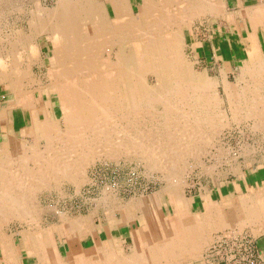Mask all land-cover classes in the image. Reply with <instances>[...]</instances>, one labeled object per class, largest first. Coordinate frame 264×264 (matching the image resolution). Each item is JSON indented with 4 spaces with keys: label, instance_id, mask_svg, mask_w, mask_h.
<instances>
[{
    "label": "rangeland",
    "instance_id": "obj_1",
    "mask_svg": "<svg viewBox=\"0 0 264 264\" xmlns=\"http://www.w3.org/2000/svg\"><path fill=\"white\" fill-rule=\"evenodd\" d=\"M38 1L39 4L37 5H41V8H45L48 11L55 6L56 2V0ZM35 2L36 0H0V49L4 51V53L3 51L2 53L8 58V60H5L7 61V64H10L9 66L13 70L12 72H9L10 68L8 67L6 78L0 76V107L5 104V101L13 103L15 106L17 105V102H15L17 99L19 102L18 105L23 106L25 110H27L25 113H29V115H26V117L29 118L27 120V126L21 134L13 137H0V164L2 166L4 165L0 171V183L2 182L1 178L3 179L4 177L8 178L9 181H7L9 184L10 182L15 183L13 180H16L17 173L14 171L12 165L8 164V158L10 157H7L10 155L8 153L9 150H11V144L15 142H21L24 144V148L26 150L29 149L28 151L34 147L38 149L39 152H42V155L47 151L46 154L42 156V158L44 157L43 159L47 157L48 159L53 160V158H55L57 162L60 159L61 161L65 159L68 160L69 163L74 161L73 163L75 164L72 163V165H74V168L77 167L75 170L79 173V177H82L79 178L81 179L79 181L82 182L78 183L77 181L78 184L74 182V185L73 181L66 180V178H62V180L51 179L52 181L49 180L50 183L49 181H46V183H48L47 185L46 183H43L44 186L41 183L37 184L36 181L28 180L35 187L38 186V188H40L38 190L36 187V191V188L33 186L30 190L32 193V189L35 188V192L33 191L34 194L32 193L33 195L31 196L33 197L32 208L35 210L32 209L30 212H38H33L35 214H32V216H36L34 217L35 220L34 218L33 220L37 222L32 221V216L29 218V215L31 214H28L21 220L19 217L16 218L17 216H15V214L10 219L12 214L8 212L0 213V238L8 237L9 240L13 242V246L17 250L14 252V256L17 259L16 262L18 264H37L35 254L40 247L39 238L42 239V237L48 236L46 244H49V246L51 245L53 249L56 245H59V250L65 257L68 250V236L75 235L76 240L83 238V236H87L84 241V246L89 247L93 245L91 234H96V232L99 233L102 246H106L105 249L107 248V253L111 250L114 251L115 249V253H119L120 257H127L131 252L130 247L133 244L134 239L140 234L139 237L143 234H149V232H152L153 230L157 235L162 234V231L168 235L171 233L172 221H175L172 220L173 211L171 209L169 195L171 187L176 184V180H179V182L181 181V183H178L177 188L183 199L186 200L185 202L188 206L187 210L191 216L203 211L202 203L204 198L207 197L215 202L218 207L224 208V211L230 210L226 216L229 223L232 224L230 226L228 225V227L225 226L217 229H210L212 230L211 238H209L210 242L205 247L206 249L201 251L200 256L197 257L198 259L194 258L187 260L182 262V264H234L235 259H231L232 257L230 255L237 250V244L240 242L241 238L245 236L254 240L258 251L261 253L262 250L258 246V241L264 236V226L258 224H252V226H249L251 223L247 222L250 220L245 218L244 223L246 222V224L243 227L241 226V230L239 229L240 226H238L236 220H234L233 214L236 211L239 212V209H237L239 208L238 205L244 198L247 199V203H252L257 197L264 195V131L258 126L252 124L254 123L253 117L256 116V113H258L260 109V112L264 111V108H262L264 107V43L263 51H261L260 54L261 59L252 63L249 61V58L235 61H228L227 59L219 58L218 61H214V59L210 58V54L208 55L207 52H204L199 46L201 41L206 42L209 39V32L212 33V19H203V21H205L203 25L198 23L199 21L197 19L189 21L190 25H188L189 22L187 20V23H185V21H180V25L174 20H169L166 24L167 26H165L166 28L164 27L162 29V37L161 35H155V32H150V30L154 31L155 29L150 25L151 19H148L149 26L151 27H147L149 29L148 34H154V36H152V38L148 37L147 40H155V42L157 41L158 43H151V48H147L150 49V52L148 53L150 58L147 57L148 59L145 60V63H142L141 65L134 63L136 65L133 67L125 66L124 68V64L126 65L127 63L125 62V60H127L126 57H129L128 55L130 52L131 54L133 53V46L131 43H136L137 39L133 40L131 38V43L128 45L124 41L120 47H113L115 56H113L112 59L114 60L116 58V54H118L119 59L121 56L122 61H120L121 65H123L121 69H124V73L121 70L122 74L115 83L117 86H114L119 95V103L116 102L114 106L110 108L113 113L110 111V117L108 119V122L110 123L106 124L109 133L107 132V135L99 134L93 136L90 131H86L83 134V140L81 142L73 141L70 143V141H65L67 135L66 131L69 129L68 125L63 121L59 99L61 93L56 86H54L55 79L49 77L51 76L52 69H50V59L48 58L53 56L54 47L52 48V45H55V43L51 37V33L46 34V32L42 31L36 32L35 27L32 25L34 21L36 22L35 18L38 17L36 14L37 12L34 11L37 6ZM155 2H158V6L165 3V0H162V2L161 0H155ZM130 3L132 12L135 15L140 0H130ZM106 6L109 15L112 16L113 11L111 4L106 2ZM166 14L170 15V11ZM207 24L209 27H205ZM180 27L183 28L181 29ZM11 28L12 30L14 28H22L21 33H23V35H21V39L23 40L22 43L24 42V49H19V47L16 48L13 44L9 43V41H6V33L12 32ZM175 28H177V30H173ZM208 28L210 31H208ZM167 37H173L175 40L174 46L176 51L174 50V46L172 49H168V44L166 45L168 48L165 46L163 39H167ZM161 40L163 44L161 43ZM3 45H5L4 47H8V52L5 51ZM141 46L144 48L142 44ZM25 48L27 49L25 50ZM139 48L140 46L138 49ZM164 48H167L168 51L165 53L166 55L164 54V56H162ZM17 52L19 53L17 54ZM104 53V57L107 58V51ZM28 56L30 58H28ZM159 56L161 57L157 60L155 57ZM20 57L21 61L18 60ZM28 60H30V62ZM247 64L248 66L246 67ZM247 68L249 70H247ZM17 69L21 71L18 75L15 73V71H18ZM25 71L28 75H26ZM247 71L250 74L249 76H247ZM106 75H108V73ZM6 79H9V84L6 82ZM24 80L26 81L24 82ZM29 80H31L32 83ZM226 86L229 87L228 90L226 89ZM240 87L242 91L239 90ZM16 93L18 94V98ZM142 95H144L145 98H143ZM237 95L239 98L236 99L238 100L233 98L237 97ZM22 99L27 100H25L26 102L24 103ZM145 99L148 101L145 102ZM242 101L244 102L242 103ZM28 102H30V105H28ZM23 103L25 105L27 104L29 107L27 105H22ZM128 103H130L131 107L128 106ZM209 104H211L212 107ZM247 105L249 106L247 107ZM139 106H142L143 108L141 107L142 109H140ZM33 108H36L37 112H34ZM206 108H209L208 110H210V112L206 110ZM123 109L124 112H122ZM229 109L231 111H229ZM45 110L48 111V118L50 121L53 122V124L57 123L56 125L54 124L55 129L52 131V136H54L55 133L56 134L50 141H47L45 138L46 133H42L39 125L41 123L43 124L46 120L49 121V119H46L47 116L43 113ZM198 111L199 113H197ZM202 111L204 112V115L201 114L203 113ZM243 111L246 112L244 113ZM180 112L182 113L180 114ZM106 114L108 115V112ZM244 114L246 117H244ZM233 116H235L234 119L232 118ZM201 119V124H199L197 120ZM210 121L211 124H209ZM195 123L196 125H194ZM64 127L68 130H65ZM122 127L124 128L122 129ZM209 127H212L211 130ZM127 128H129V130ZM194 128L195 130L193 131ZM37 129H39V131ZM197 129L199 131H197ZM120 130L121 132L122 130L124 131L122 132L123 134H119ZM58 132L63 139L60 135H57ZM114 132L117 135L114 134ZM209 133L212 134L213 137L210 136ZM115 137L118 138L116 139ZM120 137H122V140ZM9 138L12 139L10 140ZM56 138H58L59 141ZM125 138L130 140L126 141ZM8 142L11 144L7 145ZM59 142H61V146L63 147L60 146ZM48 143L52 145H49ZM118 143L122 144L120 145ZM127 143L128 145H126ZM129 143H131V145ZM144 143L146 144L147 149L138 146L139 144ZM81 144H83L84 147H82ZM86 144L89 146H86ZM177 145L185 146L186 150L190 149L191 151L189 152L187 150L188 152L186 151L182 158L180 156L175 157L171 155L170 156L173 158L169 156H161L162 153L165 152L169 155L177 151V149H179V147H176ZM187 145H191L190 148H186ZM198 145L200 146L198 147ZM58 146L61 149L63 148L62 151L64 150L65 152H62ZM107 146H109L111 150L108 149L109 147ZM148 146L150 147L148 148ZM3 148L7 149L6 152ZM64 148H68L69 150ZM191 148H195L194 150H196L197 153L195 154V151ZM145 149L151 150L153 154L150 156L145 155L147 154L145 153ZM55 151H57V153H55ZM70 152L74 153L70 156ZM91 153L93 155L96 154L97 156H93ZM113 153L117 155L113 156ZM4 154L7 155L5 156ZM55 154L57 157L58 154L60 155L57 158ZM72 157L74 158L72 159ZM83 158H85L84 161ZM161 159L178 161L176 171H173L172 169L170 172L167 169V171L162 169V167L159 166L160 164H157ZM40 161H42V159H40ZM76 161H78L79 164ZM154 162H156V165ZM41 163L43 164L44 162H37V164H35L33 161H29L27 163V168L32 169L36 165L33 168L36 169L41 166ZM43 166L45 167L46 165ZM79 167H82L83 169H80ZM159 167L161 168L159 169ZM11 170L14 171L12 172V175L10 172ZM23 173L27 175L24 170ZM171 173H174L173 177L171 176ZM83 174H85V177ZM175 174H179L177 175L178 179ZM10 175L14 179L10 177ZM49 175L51 176L52 174ZM9 178H12V181ZM28 181H26V183L30 184ZM183 181L185 183H182ZM171 182L172 184H169ZM256 193H258V196ZM253 194L254 197H249L253 196ZM234 203L237 204L234 206ZM61 212L63 213L61 214ZM63 215L66 218H64ZM157 216L159 219L161 217L164 221H168L171 224L165 222L164 227L163 225L160 226L159 223L156 225L154 220ZM168 217H172L171 220H169L170 218ZM28 219L29 221H27ZM69 219L84 220L85 227L80 232L71 234L72 232L69 230L70 228L68 225L69 222H74V220ZM231 220L233 221L231 222ZM66 222L68 225H63ZM225 230L230 232H224ZM222 231L224 233H222ZM22 236L25 237V242L27 243L26 245L28 248L20 246V242L23 238ZM60 239L63 242V245H60V243L62 244ZM215 239L219 240L216 241ZM109 244L114 245V248L109 247ZM171 258L172 257L170 256L162 258L160 259V262L161 264H176V259ZM0 264H5L1 249Z\"/></svg>",
    "mask_w": 264,
    "mask_h": 264
},
{
    "label": "bare ground",
    "instance_id": "obj_2",
    "mask_svg": "<svg viewBox=\"0 0 264 264\" xmlns=\"http://www.w3.org/2000/svg\"><path fill=\"white\" fill-rule=\"evenodd\" d=\"M32 1H34V0H32ZM38 2L39 1L36 0V2H35L36 5L39 4ZM106 2H109L111 4L112 11H113L112 16H110L109 13H108ZM161 2H162V0H161ZM157 3L155 2V0H140V4L137 7V13L135 15L132 12V9H131L132 7H131L130 0H56L55 6L50 8L49 11L47 9H45V8H41L42 7L41 5H37L35 7L34 11L37 12L36 14H37L38 17L35 18L36 22L34 21L33 23L32 22H30V23H32L33 27H35L36 32L42 31V32H46V34L47 33H51V37H52V39H53V41L55 43V45H52V48L54 47L53 56L51 55L52 57L48 58V59H50L49 60L50 67H51L50 69H52L51 76H49V77H51V78L53 77V79H55V81H54L55 85L54 86H56V88L61 93L59 95V99H60V107L62 109V114H63V121H65V123L68 125V129H69V130L65 129V127H64L65 130H68V131H66L67 135H66L65 141L66 140L70 141V143L73 142V141L81 142L83 140V138H82L83 134L86 131H90L93 136H97L99 134L107 135V132L109 130H108V128H106V124L110 123V122H108V119L110 117V111H111L110 108H112L116 102L119 103V95L117 93V89L115 90L114 86H117V85H115V83H116L117 79L121 76V74H122L121 73V70H122L121 68L123 67V65H121V61H122L121 56H120V59H119L118 54H116V58H115L116 60L112 59V57L115 56V52L113 50L114 46L120 47L122 45V43H124V41L128 45L129 43H131L130 41L132 39L133 40L137 39L136 43L135 42H134V44L131 43L132 46H133V53L131 54V52H130L129 55H128L129 57H126L127 60H125V62H127V63H126V65L124 64V68H125V66L133 67L134 65H136L134 63H138L139 65H141L142 63H145V60L148 59L147 57H149L148 53L150 52V49H147V48H151V46H150L151 43H153V44L158 43L157 41L155 42V40H153V41L150 40L149 41V40H147V38L148 37L152 38V36H154V34L157 35V36H160L163 33L162 29L165 26H167L166 24H167V22L169 20H174L177 24L179 23V25H180V21L181 22L185 21V23H187V21L189 22L192 19H197L199 21V22L198 21L197 22L201 23L203 25V23L205 22V21H203V19H205L207 17L206 14L209 13L210 11L212 12L215 9V7L212 5V2L210 0H165V3H163V4L161 3L162 5H158V6H157ZM165 9H166V12H165ZM169 11H170V15L166 14ZM212 16H213V14H212ZM33 19H34V17H33ZM148 19L149 20L151 19L150 20V25L153 26V28L155 29L154 31L150 30V32L151 31H152V33L155 32L154 34H148V30H149L147 28L149 26V20ZM177 21H179V22H177ZM188 25H190V22L188 23ZM31 29H29V30H31ZM11 30H12V28H11ZM173 30H177V28H175ZM179 31H181V30H179ZM21 32H22V28H17V29L14 28L12 30V32L6 33L7 34L6 35V37H7L6 41L7 42L9 41V43L13 44L16 48L19 47V49H21V48L24 49V44H23L24 42L22 43L23 40L21 39V35H23V33H21ZM161 37H162V35H161ZM163 41L165 43V46L168 44L169 48L166 46L168 49H172L173 48L174 43H175L174 42L175 40L173 39V37H167V39H163ZM161 43H162V40H161ZM141 44L144 46V48L141 46ZM4 46L5 45H3V47ZM139 46H140V48L138 49ZM4 48H5V51L8 52V47H4ZM167 48H164V52H163L162 56H164V54L168 51ZM26 49L27 48H25V50ZM175 49L176 48L174 46V50ZM2 51L3 50L0 49V66H1L0 67V76L6 78V74L8 72L7 69H8V67L10 68V66H9L10 64H7V61L5 59L8 60V58L6 56H4V54H3L4 51H3V53H2ZM16 51H17V49H16ZM105 51H107V58L104 57V54H105L104 52ZM151 52H153V51H151ZM18 53L19 52H17V54ZM260 54H261V51L257 50L254 46H252L250 51H249V61L252 63V62H254L256 60L261 59V55ZM132 55H133V57H132ZM155 56H157V55H155ZM160 57L161 56L155 57V58L157 60H159ZM28 58H30V57L28 56ZM18 60L21 61V57ZM33 60H35V59H33ZM131 60H132L133 64H132ZM28 61L30 62V60H28ZM261 62H262V60H261ZM28 66H30V65H28ZM247 66H248V64L246 65V67ZM247 70H249V69L247 68ZM12 71L13 70L10 68L9 72H12ZM22 71H24V70H22ZM29 71H30V69H29ZM29 71H27V72H29ZM20 72H21L20 70L15 71V73H17V75ZM25 73H26V71H25ZM107 73H108V75H106ZM123 73H124V71H123ZM246 73H248V71ZM26 75H28V74L26 73ZM249 75L250 74L248 73L247 76H249ZM27 79H30V78H27ZM8 80L6 82H8ZM25 81L26 80H24V82ZM29 81H31V80H29ZM17 82H18V80H17ZM31 83H32V81H31ZM8 84H9V82H8ZM23 84H25V83H23ZM25 86H27V85H25ZM18 88H19V86H18ZM196 89H197V87H196ZM226 89L228 90L229 87L226 86ZM11 90H12V88H11ZM232 90H233V88H232ZM239 90L242 91L241 87L239 88ZM248 91H249V89H248ZM234 93H235V91H234ZM13 94H14V92H13ZM245 94H248V93H245ZM197 95H198V93H197ZM261 95H263V94H261ZM16 96L18 98V94L17 93H16ZM142 96H143V98H145L144 95H142ZM193 96H195V95H193ZM241 97H242V93H241ZM128 98L130 99L129 96H128ZM136 98H137V96H136ZM197 98H199V97H197ZM233 98L236 99V98H239V97L237 95V97H233ZM148 99H149V97H148ZM250 99H251V97H250ZM22 100L25 103L26 102L25 100H27V99H22ZM172 100H173V98H172ZM236 100H238V99H236ZM144 101L146 102L148 100L145 99ZM170 101H171V99H170ZM244 101H242V103ZM255 101H257V100H255ZM15 102H17V104L19 103L17 101V99L15 100ZM30 102H28L29 103L28 105H30ZM179 102H181V101H179ZM24 103L22 105H25ZM229 103H230V100H229ZM128 104H129L128 106H130V103H128ZM165 104H167V103H165ZM170 104H172V103H170ZM142 105H143V103H142ZM209 105L211 106V104H209ZM263 105H264V103H263ZM192 106H193V104H192ZM248 106L249 105H247V107ZM256 106H257V103H256ZM141 107H140V109L143 108V107L142 108ZM245 107H246V105H245ZM123 108H124V106H123ZM150 108H151V106H150ZM164 108H165V106H164ZM252 108H253V106H252ZM262 108H264V107H262ZM137 109H138V107H137ZM208 109L206 108V110H208ZM237 109H238V107H237ZM33 110H34V112L37 111L36 108H33ZM202 110H205V109H202ZM233 110H235V109H233ZM208 111L210 112V110H208ZM229 111H231V110L229 109ZM260 111H261V109H260ZM260 111H258V113H256V116L253 117V119H254L253 122L254 123H252V124H254V126H258L260 129H262L264 131V111L263 112H260ZM107 112H108V115L106 114ZM111 112L113 113V111H111ZM122 112H124V109H123ZM181 113L182 112H180V114ZM197 113H199V111ZM229 113H231V112H229ZM44 114L47 116L46 119H49L48 118V112L46 110H45ZM190 114H192V113H190ZM201 114L204 115V112L201 113ZM232 114H234V113H232ZM251 114H252V112H251ZM123 115H124V113H123ZM123 115H121V116H123ZM116 116H114V117H116ZM125 116H127V115H125ZM196 117H197V115H196ZM234 117L235 116H233L232 118L234 119ZM240 117H241V115H240ZM244 117H246V115ZM128 119H130V118H128ZM49 121H50V119H49ZM49 121L46 120L43 124L42 123L39 124L40 128H41L40 130L42 131V133L43 132L46 133L45 134V138L47 139V141H50L52 138H54V136L56 134L55 133L54 136H52L53 135L52 131L55 129V125L57 123L56 124L54 123L55 124L54 125L53 122H51V121L49 122ZM201 121H202V119L201 120H197V122L199 124H201ZM55 122H58V121H55ZM188 122H190V121H188ZM125 123H123V124H125ZM132 124H133V122H132ZM209 124H211V121L209 122ZM194 125H196V123ZM123 126H125V125H123ZM205 127H207V126H205ZM123 128L124 127H122V129ZM211 128L209 127L210 130H211ZM114 129H115V127H114ZM127 129L129 130V128H127ZM198 129H197V131H199ZM37 130L39 131V129H37ZM194 130H195V128L193 129V131ZM210 130H208V131H210ZM60 131H61V129H60ZM111 131H113V130H111ZM59 132H58L57 135H60ZM115 132H114V134H116ZM122 132H124V131L122 130ZM122 132L120 130V133L119 132L118 133L121 134ZM209 135L213 137L212 134L209 133ZM60 137H61V135H60ZM100 137H98V138H100ZM88 138H89V135H88ZM115 138L117 139L118 137H115ZM120 138L122 140V137H120ZM126 138H128V137H126ZM126 138H125V140L127 141L128 139H126ZM9 139L11 140L12 138H9ZM56 139L58 140V138H56ZM102 139H103V137H102ZM90 142H92V141H90ZM59 143H60V146H61V142H59ZM63 143H64V141H63ZM95 143H97V142H95ZM10 144H11L10 142L7 143V145H10ZM101 144H99V145H101ZM118 144H120V143H118ZM129 144L131 145V143H129ZM195 144H194V147H195ZM49 145H52V144H49ZM81 145H82V147H84L83 144H81ZM104 145H105V143H104ZM126 145H128V143ZM200 145H198V147ZM86 146H89V145L86 144ZM138 146L144 147V148L147 149L145 143L144 144H139ZM190 146L191 145H187L186 148H190ZM6 147H8V146H6ZM24 147H25L24 144H22L21 142H15V143L11 144V146H10L11 150H9V153H8L10 155L7 156V157H10V158H8L9 160L6 159L9 162L8 164H11L12 167L14 168V171L17 173V177H16V180H15L11 176L12 172H14V171H12V170L10 171L11 172L10 177H12L14 179L13 181H15V183H13V182L11 183L10 182V184H9L8 178L4 177V176H2L4 178L3 179L1 178L2 182L0 183V187H2V188H0V213L8 212V213L12 214L10 216V219H11V217L14 214H15V216H17L16 218L19 217L22 220L28 214H31V215H29V218H30V216H32V214L34 215L35 213H38V212H35V211H33L35 213H33V212L31 213L30 212L33 209L32 208L33 207V204H32V198L33 197H31V196L34 194L35 190L37 191L38 186H36L37 187L36 188L28 180L36 181L37 184L38 183H41V184L46 183V181H49L51 179H55V180L61 179L62 180V178H66V180L73 181V184H74V182L77 183V181H78V183L82 182V181H79V180H81L79 178H82V177H79V173L76 172V170H75V168H77V167L74 168V165H72V163L74 161L72 163H69L68 160L64 159L66 157L63 158L64 160L61 161V159H60L58 162L56 161L55 158H53V160H50L47 157H46L47 159L46 158L43 159L44 157L42 158V156H44L47 151L45 152L44 155H42V152H39L38 149H36L34 147H32L30 151H28L29 149L26 150ZM61 147H63V146H61ZM107 147H109V146H107ZM149 147L150 146H148V148ZM176 147L177 148L179 147V149H177V151H175L174 153L168 155L165 152V153H162L161 156H169V157H171V156H175V157L178 156L179 157L180 156L182 158L184 156V153L188 149L186 150L185 146H182V145H177ZM180 147H183V148H180ZM46 148H51V147H46ZM113 148H114V146H113ZM62 149H61V151H62ZM64 149H68V148H64ZM81 149H83V148H81ZM108 149H110V147ZM146 149H145V151H146L145 153H147V154H145V155L150 156L151 154H153L151 150H149V149L146 150ZM191 149H193V148H191ZM4 150L6 152L7 149H4ZM49 150H51V149H49ZM100 150H102V149H100ZM88 151H89V149H88ZM188 151L190 152L191 150L189 149ZM194 151H195V154H196L197 153L196 150H194ZM62 152H65V151L63 150ZM77 152H78V149H77ZM55 153H57V151H55ZM73 153L70 152V156ZM68 154H69V152H68ZM78 154H80V153H78ZM4 155L6 156L7 154H4ZM59 155L60 154H58V157H59ZM95 155L96 154H94L93 156H95ZM114 155H117V154L113 153V156ZM55 156H56V154H55ZM73 158L74 157H72V159ZM171 158H173V157H171ZM40 159H42V161L44 162L43 164L41 163V166H39L36 169H33L36 165L32 169H28L27 168V165H28L27 163L29 161H33L35 164H37V162H42V161H40ZM84 159L85 158H83V161H84ZM76 162L78 163V161H76ZM84 163H86V162H84ZM154 163L156 165V162H154ZM177 163H178V161H175V160L161 159L157 164H160L159 166H161L162 169H165V170L167 169V170H169L171 172L172 169H173V171H176ZM73 164H75V163H73ZM38 165H40V164H38ZM43 165H46V166L44 167ZM75 166H77V165H75ZM2 167H4V165L2 166L0 164V171L2 170ZM9 167H11V166H9ZM84 167H85V165H84ZM161 167H159V169ZM80 169H83V168L81 167ZM157 169H158V167H157ZM23 170L26 171L27 175L23 173ZM83 172L85 173L84 170H83ZM49 174H52V175L50 176ZM173 174L171 175L172 177H173ZM179 174H175L176 178H177V175H179ZM83 175L85 177V174H83ZM13 176H15V175H13ZM12 178H9V179L11 180ZM4 180H5V182H4ZM26 181L30 182V184H27ZM6 182H7V184H6ZM175 182H176V184H175V186L171 187L170 195H169L170 196V204H171V207H172L171 209L173 211V219L172 220L175 221V222L172 221V223H173L171 225L172 226V231H171V233L169 235L167 233L163 232V231H162V234L157 235L156 233L153 232L154 230L152 232H149V234H143L141 237H139L141 235L139 233L140 235L137 238L134 239L133 244L130 247V251H131L130 254L127 255V257H124V258L120 257L119 253L118 254L115 253L116 252L115 249H114V251L111 250V251H109V253H107L106 252L107 248L105 249L106 246L105 247L102 246L99 233H97V232H96V234H94V233L91 234L92 235L93 245L89 246V247H85L84 246V243H85L84 241L87 238V236H83V238H80L78 240L75 239V235L68 236L67 237L68 238L67 239V244H68V246H67L68 248L67 249L68 250H67V254H66L65 257L60 252V250H59L60 246L59 245H56L54 247V249H53V247L51 245L49 246V244H46L48 236L42 235V236H45V237H42V239L39 238L40 247H39V249H37L38 251L35 254V257L37 259V264H161L160 259L167 258L169 256L174 258V259H176L175 260L176 264H182V262H184V261L197 258L198 256H200L201 251L206 249L205 247L210 242L209 238H211V231H212L210 229H213V228L217 229V228H221V227H225V226L228 227V225L229 226L232 225V224L229 223V221L227 220V216H226V214L229 213L230 210L224 211V208L218 207V205L215 202H213L212 200H210V198L205 197L204 200H203V203H202L203 204L202 205L203 206V211L202 212L200 211L201 213H198V214H195V215L191 216L189 214L188 210H187L188 206H187V204L185 202L186 200L183 199V197L181 196V194L179 192V189L177 188L178 183H181V181L179 182V180H176ZM49 183H50V181H49ZM182 183H185V182L183 181ZM47 184L48 183H46V185ZM169 184H172V182L169 183ZM26 186H28V187H26ZM33 186L36 189L35 188H34L35 190L32 189L34 191V192L32 191V193H33L32 194L30 190H31V188H33ZM25 187L28 188V189H26ZM180 187H182V186H180ZM24 188H25V190H24ZM39 189L40 188H38V190ZM168 189H170V188H168ZM107 190H109V189H107ZM254 194H253V196H249V195L248 196L249 197H254ZM256 194L258 196V193H256ZM107 202H108V199H107ZM247 202L248 201H247L246 198H244L242 201H240V204L238 205L239 208L236 207L237 209H239L240 214L236 210H235L236 212L234 211L236 214L235 213L233 214L234 215L233 216L234 220H236L238 226H240L239 229L242 230V227L246 224V222L244 223V219L245 218H248V220H250L249 222H247V223H251V225L249 224V226H252V224H255V225L258 224L260 226L261 225L264 226V195H260L253 202L251 201L252 203H247ZM230 204H232V203H230ZM236 204L237 203H234V206ZM119 207H121V206H119ZM229 207H231V206H229ZM232 208H235V207H232ZM33 210H35V209H33ZM8 213H7V215L9 216ZM62 213L63 212H61V214ZM2 215H4V214H2ZM15 216H14V218H15ZM5 217H6V215H5ZM34 217H36V216H32V218H31L32 221L35 220ZM33 218H34V220H33ZM64 218H66V217L64 216ZM168 218H170V217H168ZM171 218L169 220H171ZM65 220H63V221H65ZM69 220H74V219H69ZM27 221H29V219ZM232 221L233 220H231V222ZM34 222H37V221H34ZM67 222H69V221H67ZM67 222L65 224H63V225H66V224L68 225ZM84 222H85L84 220H80V219H78V220L76 219V220H74V222H71V223L69 222L68 227L70 228L69 230H71V232H72L71 234H76V232H80L85 227L84 226L85 225ZM165 222H167V224L169 223L168 221H164L161 217L159 219L158 216L154 220V223L156 225L159 223V225L160 226L163 225V227H164ZM169 224H171V223H169ZM238 226H237V228H238ZM66 229H67V227H66ZM225 229H227V228H225ZM232 229H233V227H232ZM32 230H34V229H32ZM219 231H220V229H219ZM226 231L227 230H225L224 232H226ZM224 232L222 231V233H224ZM227 232H230V231H227ZM22 237L23 238H22V241L20 242V246L28 248V246L26 245L27 243L25 242V237L24 236H22ZM218 237H216V238H218ZM217 240H219V239H217ZM60 241H61V239H60ZM216 241H214V242H216ZM60 245H63V242H62V244L60 243ZM109 247L114 248V245L109 244ZM0 249H1V252H2V255H3V260H4L5 264H18L16 262L17 259L14 256V252H15L16 248L13 246V242H11L8 237L7 238H4V237L0 238ZM127 254H128V252H127ZM169 259H167V260H169ZM168 264H170V263H168Z\"/></svg>",
    "mask_w": 264,
    "mask_h": 264
},
{
    "label": "crops",
    "instance_id": "obj_3",
    "mask_svg": "<svg viewBox=\"0 0 264 264\" xmlns=\"http://www.w3.org/2000/svg\"><path fill=\"white\" fill-rule=\"evenodd\" d=\"M210 1L215 9L214 12L206 14V19L213 20L212 33L209 32V39L206 42L201 41L199 46L210 54L211 59L235 61L249 58L252 46L263 51L264 0ZM206 26L209 27L208 24ZM25 111L27 110L23 106H14L13 103L5 101L0 107V137H13L24 131L29 119L26 117L29 113ZM258 246L262 250L260 255L264 264V236L258 241Z\"/></svg>",
    "mask_w": 264,
    "mask_h": 264
},
{
    "label": "built area",
    "instance_id": "obj_4",
    "mask_svg": "<svg viewBox=\"0 0 264 264\" xmlns=\"http://www.w3.org/2000/svg\"><path fill=\"white\" fill-rule=\"evenodd\" d=\"M230 256L231 259H235L234 264H263L254 240L247 236L241 238L237 244V250Z\"/></svg>",
    "mask_w": 264,
    "mask_h": 264
}]
</instances>
